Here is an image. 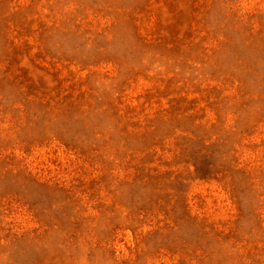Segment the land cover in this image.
<instances>
[{"label":"rangeland","instance_id":"obj_1","mask_svg":"<svg viewBox=\"0 0 264 264\" xmlns=\"http://www.w3.org/2000/svg\"><path fill=\"white\" fill-rule=\"evenodd\" d=\"M0 264H264V0H0Z\"/></svg>","mask_w":264,"mask_h":264}]
</instances>
